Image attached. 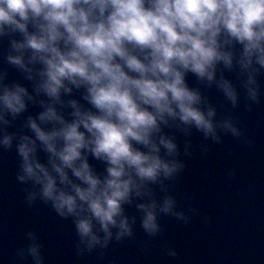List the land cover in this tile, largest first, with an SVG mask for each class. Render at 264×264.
Listing matches in <instances>:
<instances>
[{
  "label": "clouds",
  "instance_id": "clouds-1",
  "mask_svg": "<svg viewBox=\"0 0 264 264\" xmlns=\"http://www.w3.org/2000/svg\"><path fill=\"white\" fill-rule=\"evenodd\" d=\"M4 39L0 148H15L29 208L71 219L79 257L98 250L103 259L113 241L134 237L138 218L146 252L161 216L187 224L199 215L170 192L194 133L204 155L223 135L252 143L234 110L241 98L247 111L261 102L264 0H0ZM7 66L28 84L9 79ZM24 235L13 261L44 264L37 233ZM165 252L178 255L169 243Z\"/></svg>",
  "mask_w": 264,
  "mask_h": 264
},
{
  "label": "water",
  "instance_id": "water-1",
  "mask_svg": "<svg viewBox=\"0 0 264 264\" xmlns=\"http://www.w3.org/2000/svg\"><path fill=\"white\" fill-rule=\"evenodd\" d=\"M7 43L6 39L0 41V67L6 66L3 54ZM7 67L9 79L28 84L15 68ZM225 75L235 81L233 73ZM187 79L195 85L194 76L189 74ZM259 80L261 102L247 111L241 98L234 110L252 143L245 145L230 134L223 135L222 144H213L204 155L199 149L200 134L190 137L193 155L184 157L181 152L187 166L170 192L176 195L180 208H197L199 215H191L187 224L161 216L163 232L151 238L146 252L139 246L148 237L138 218L134 237L120 243L113 241L103 259L98 258V250L77 256L71 219H60L39 202L29 208L22 190L25 186L15 177L19 159L15 148H0V264H17L12 257L17 247L27 243L24 233L28 230L35 231L43 244L44 264H264V76ZM208 95L213 103L222 100L215 88L208 90ZM28 111L35 115L39 108L30 106ZM179 142L182 148L183 137H179ZM40 157L45 158L43 153ZM90 162L102 170L100 162L91 158ZM230 170L235 171L233 177L227 175ZM127 211L131 214L135 209ZM204 216L211 217L210 224L204 222ZM167 243L175 247L177 257L166 254ZM19 264H31V258Z\"/></svg>",
  "mask_w": 264,
  "mask_h": 264
}]
</instances>
